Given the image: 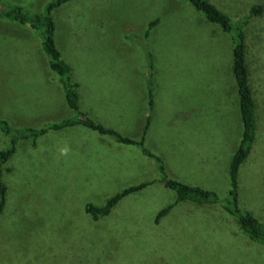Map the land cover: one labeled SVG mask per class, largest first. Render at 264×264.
<instances>
[{"label":"rangeland","instance_id":"obj_1","mask_svg":"<svg viewBox=\"0 0 264 264\" xmlns=\"http://www.w3.org/2000/svg\"><path fill=\"white\" fill-rule=\"evenodd\" d=\"M49 1L0 0V7L18 4L35 14ZM210 1L234 24L247 23L260 119L240 168L239 197L264 222V0ZM255 4L263 6L259 18L249 15ZM52 16L80 110L139 139L152 78L155 107L146 146L162 157L169 177L212 190L218 201L176 202V192L160 183L157 164L150 162L146 180L152 183L94 220L87 202L104 204L143 181V160L129 157L135 146L82 125L48 130L35 140L17 138L3 165L0 264H264V244L243 233L225 209L230 162L243 130L233 33L208 22L187 0H70ZM74 115L39 32L1 18L0 118L40 129ZM13 138L0 130V150ZM103 146L124 154L116 160Z\"/></svg>","mask_w":264,"mask_h":264},{"label":"trees","instance_id":"obj_2","mask_svg":"<svg viewBox=\"0 0 264 264\" xmlns=\"http://www.w3.org/2000/svg\"><path fill=\"white\" fill-rule=\"evenodd\" d=\"M70 0H51L44 10L40 13H29L21 5L12 4L6 7H0V19H10L21 24H27L31 28L37 30L41 37L42 49L49 57L50 68L59 75L60 82L65 92V98L68 106L74 111L75 115L72 118L62 120L47 125L46 127L37 129L34 127H17L10 125L8 121L0 118V130L6 134H12L13 138L10 146L0 150V213L5 206L6 184L3 182L2 173L3 165L9 160L15 151L17 138L27 139L34 137V140L43 135L48 130H60L65 127L82 125L89 129L95 130L100 134H106L113 137L117 142L124 144H132L140 146L147 156H151L156 160L158 170L160 172V183L164 187L172 189L176 192V202L192 201L197 204H213L218 201L216 192L205 189L197 185H189L180 180L173 179L168 176L166 167L161 157L154 155L149 150L144 148L143 141H136L130 137L124 136L113 128L105 127L103 124L93 120L86 112L80 110L79 94L77 83L71 81V66L62 57V52L58 48L55 39L56 25L52 16L55 8L69 2ZM201 13L204 18L213 24L219 26L224 32L233 33V63L232 71L237 86L239 110L242 120V137L238 147L233 153L229 167L230 190L228 205L225 209L237 219L238 226L250 239L259 241L264 244V222H261L251 210L241 206L239 197V172L242 164L246 161L251 153L252 146L257 134V102L253 90V82L251 76V68L248 62L247 39L245 23L234 24L230 17L221 11L210 0H187ZM263 6L255 4L252 6L250 16L259 18L262 16ZM159 20L149 23L150 30ZM247 22V21H246ZM147 30V31H148ZM153 80L149 78L147 82V101L149 114L145 121L143 134L147 132L150 123V112L153 109ZM144 139V138H143ZM152 181H144L137 185L124 188L121 192L110 197L104 204H96L87 202L85 204L86 212L94 219L98 220L107 216L113 206L125 195L146 188ZM172 205L163 208L156 216V222L159 218L170 210Z\"/></svg>","mask_w":264,"mask_h":264},{"label":"crops","instance_id":"obj_3","mask_svg":"<svg viewBox=\"0 0 264 264\" xmlns=\"http://www.w3.org/2000/svg\"><path fill=\"white\" fill-rule=\"evenodd\" d=\"M237 87V86H236ZM79 94V93H78ZM236 94H237V96H238V93L236 92ZM80 95H79V101H80ZM147 103H148V101H147ZM154 107H155V103L153 104V109L151 110V112H150V123H149V126H148V129H147V132L145 133V134H143V130H144V126L142 127V133H141V137L139 138V139H134V140H136V141H143V147L144 148H146L147 150H149V146L147 147L146 146V142H147V139H146V136H147V133H148V130H149V127H150V124H151V121H152V114H153V110H154ZM86 112V111H85ZM256 112H257V107H256ZM87 113V112H86ZM88 114V113H87ZM148 114H149V110H148ZM148 114H147V116H148ZM239 115H240V110H239ZM147 116H146V119H147ZM258 118H259V115H258V112H257V120H258ZM146 119H145V121H146ZM240 119H241V115H240ZM260 119V118H259ZM144 125H145V122H144ZM87 128V127H86ZM92 130V129H91ZM95 131V130H94ZM102 135H105V134H102ZM144 138V139H143ZM133 139V138H132ZM255 141H256V139H255ZM119 144H121L120 142H118ZM122 144H124V143H122ZM126 145H132V144H126ZM116 146H119V145H116ZM135 147H133V148H135V149H132V147H129V153L131 154L129 157H134V158H136V159H138V160H143V181H141V182H144V181H147L146 179V175H147V173H148V171H147V165H149V163L150 162H154V163H156V160L153 158V157H151V156H147L144 152H143V150L142 149H136L137 147H136V145H134ZM104 148L102 149V152H104V151H106V154L107 155H112V157L114 158V159H119L118 157H117V155H119L120 153H123L124 154V152H122L121 151V149H118L117 151H115V150H112V149H107L105 146H103ZM119 147H121V145L119 146ZM115 149V148H114ZM150 151V150H149ZM151 153H153L154 155H157V156H159V157H161L160 155H158V154H156V152H154L153 150L152 151H150ZM121 155V154H120ZM161 159H162V157H161ZM162 161L164 162V160L162 159ZM157 164V163H156ZM164 165H165V162H164ZM165 167H166V165H165ZM138 170L141 172L142 171V169H140V168H138ZM140 182V183H141ZM239 191H240V187H239ZM162 217L163 216H161L160 218H159V220H158V222H160V220L162 219Z\"/></svg>","mask_w":264,"mask_h":264}]
</instances>
